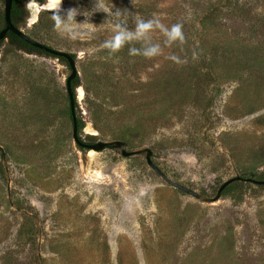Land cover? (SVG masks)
<instances>
[{
    "label": "rangeland",
    "instance_id": "1",
    "mask_svg": "<svg viewBox=\"0 0 264 264\" xmlns=\"http://www.w3.org/2000/svg\"><path fill=\"white\" fill-rule=\"evenodd\" d=\"M49 1L28 0L21 28L75 54L85 141L149 147L204 197L237 174L264 180V0H99L107 12L62 0L75 39L54 30ZM141 18L180 23L185 42L156 28L158 55L130 53L137 42L110 54L120 23ZM69 74L57 57L0 46V264H264V184L238 180L208 202L145 153L80 149Z\"/></svg>",
    "mask_w": 264,
    "mask_h": 264
},
{
    "label": "water",
    "instance_id": "2",
    "mask_svg": "<svg viewBox=\"0 0 264 264\" xmlns=\"http://www.w3.org/2000/svg\"><path fill=\"white\" fill-rule=\"evenodd\" d=\"M13 0H4V11H5V26L0 30V40L4 39L8 33V31L13 32L14 34L18 35L21 39L29 43L30 45L37 47L45 52H48L54 56L63 57L66 59L68 67L70 69V74L68 75L66 79V86H67V92L69 95L70 100V108H71V114L73 119V138L75 143L78 146H81L88 150H95V151H102L108 147L111 148H117L120 150L121 154L125 157L133 156V155H139L145 153L147 163L149 166L154 169L167 183L170 185L196 197L199 199H202L204 201L208 202H215L219 200L222 196L223 190L232 182L238 181V180H244V181H250L256 184H264V180L256 179L252 177H243L239 174L225 180L220 187L218 188V191L214 197H204L201 193L196 191L195 189H192L188 186H185L177 181H174L171 179L160 167L156 165V163L152 159L153 151L149 147H143L138 149H128V145L126 141L116 139L111 141H102L99 140L97 142H87L82 137H80V134L78 132V117L76 112V101L77 100V94L74 91V88L72 86V80L79 75L76 65V59L73 56L72 53L60 50L57 48H54L51 45H48L46 43H43L32 36H30L28 33H26L22 28H18L14 25L11 19V9H12Z\"/></svg>",
    "mask_w": 264,
    "mask_h": 264
},
{
    "label": "clouds",
    "instance_id": "3",
    "mask_svg": "<svg viewBox=\"0 0 264 264\" xmlns=\"http://www.w3.org/2000/svg\"><path fill=\"white\" fill-rule=\"evenodd\" d=\"M56 9L53 15V28L56 32L67 34L70 38H76V30L73 27V21L76 20V15L73 14V9H69L66 14H61L60 8L62 0H55ZM104 11V9L99 0H96V5L94 11ZM160 28L165 37V43L168 45L174 43L183 44L185 42V36L182 31V25L180 23L173 24L171 28L164 27L156 19H139L134 29H128L127 26L121 22L118 30L115 31L111 39L105 41L104 47L109 51L110 54H114L120 51L126 44L137 42L142 45V49L137 50L136 48H131L130 53H136L141 51L146 58H151L158 55L161 51L159 44H153L151 42V33L154 29ZM173 60L179 62L178 58L173 56Z\"/></svg>",
    "mask_w": 264,
    "mask_h": 264
},
{
    "label": "trees",
    "instance_id": "4",
    "mask_svg": "<svg viewBox=\"0 0 264 264\" xmlns=\"http://www.w3.org/2000/svg\"><path fill=\"white\" fill-rule=\"evenodd\" d=\"M1 1L4 4V0H1ZM27 1L28 0H13L12 9H11V19H12V22L14 23V25L16 27H18V28H21V26H23L26 23V17H27L26 2ZM38 1H43V0H38ZM0 22H1V27H0V30H1L5 26V11H3V13L0 15ZM33 34H36V33H33ZM5 40H8L9 44H11V45H13V46H15V47H17L19 49L25 50L28 53L53 56V57H57V58L63 60L64 62H67L66 59L63 58V57L54 56V55H52V54H50L48 52H45V51H43V50H41V49H39L37 47H34V46L30 45L29 43H27L26 41H24L18 35L14 34L11 31H8L6 37L4 39L0 40V46L2 45V43ZM73 56L75 57V54H73ZM78 85H80V77H79V75H77L72 80V86H73L75 92H76V87ZM69 102H70V100H69ZM78 106H79L78 101H76V110H77ZM69 109H70V117H71L72 124H73L71 108H69ZM83 125H84V121L82 119H78V132H79V134L82 131ZM80 137H81V135H80ZM79 148L80 149H85V148H83L81 146H79ZM242 176L243 177H248L249 176V177H252V178H261V177H258L255 174L254 171H251V172H248V173H243ZM234 182H232V183H234ZM232 183L229 184L224 190H227L232 185Z\"/></svg>",
    "mask_w": 264,
    "mask_h": 264
},
{
    "label": "bare ground",
    "instance_id": "5",
    "mask_svg": "<svg viewBox=\"0 0 264 264\" xmlns=\"http://www.w3.org/2000/svg\"><path fill=\"white\" fill-rule=\"evenodd\" d=\"M49 2L52 4V3H55V0H50Z\"/></svg>",
    "mask_w": 264,
    "mask_h": 264
}]
</instances>
